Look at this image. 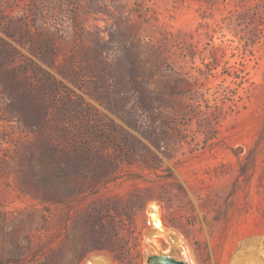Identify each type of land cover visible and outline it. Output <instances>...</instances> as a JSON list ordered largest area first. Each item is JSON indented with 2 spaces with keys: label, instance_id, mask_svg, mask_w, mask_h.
Masks as SVG:
<instances>
[{
  "label": "rangeland",
  "instance_id": "1",
  "mask_svg": "<svg viewBox=\"0 0 264 264\" xmlns=\"http://www.w3.org/2000/svg\"><path fill=\"white\" fill-rule=\"evenodd\" d=\"M163 254L264 264V0H0V264Z\"/></svg>",
  "mask_w": 264,
  "mask_h": 264
},
{
  "label": "water",
  "instance_id": "2",
  "mask_svg": "<svg viewBox=\"0 0 264 264\" xmlns=\"http://www.w3.org/2000/svg\"><path fill=\"white\" fill-rule=\"evenodd\" d=\"M150 264H185L183 261H178L169 255H155L149 257Z\"/></svg>",
  "mask_w": 264,
  "mask_h": 264
},
{
  "label": "bare ground",
  "instance_id": "3",
  "mask_svg": "<svg viewBox=\"0 0 264 264\" xmlns=\"http://www.w3.org/2000/svg\"><path fill=\"white\" fill-rule=\"evenodd\" d=\"M157 221H158V219H157ZM156 224V223H155ZM156 226H158V227H160L161 226V224H160V222L158 221L157 222V225ZM162 229V228H161Z\"/></svg>",
  "mask_w": 264,
  "mask_h": 264
}]
</instances>
